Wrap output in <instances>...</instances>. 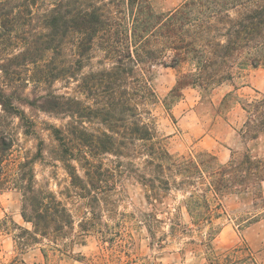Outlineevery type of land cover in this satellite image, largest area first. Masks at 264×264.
I'll return each instance as SVG.
<instances>
[{"label": "trees", "instance_id": "1", "mask_svg": "<svg viewBox=\"0 0 264 264\" xmlns=\"http://www.w3.org/2000/svg\"><path fill=\"white\" fill-rule=\"evenodd\" d=\"M158 65L188 66L165 104L178 101L188 87L209 92L232 81L238 70L264 65V0H183L166 13L153 0H0V190L6 181L22 193L21 215L32 225L18 235L22 246L48 241L57 250L75 225L67 203L37 180L35 163L45 156L46 143L26 108L69 118L42 129L70 176L68 196L84 199L96 222L102 207L116 217L114 196L125 179L142 185L153 208L172 190L181 191L191 225L177 222L170 232L206 229L207 246L220 232L215 222L225 214V199L237 196L256 207L264 202V157L249 147L264 135V94L249 100L230 92L222 101L234 97L246 112L240 132L246 151L226 163L208 151L173 154L154 115ZM59 80L77 81V96L54 91ZM9 116L38 143L7 181L5 162L18 145L4 123ZM144 219L156 240L162 220L154 212ZM96 222L86 219L82 227L92 230ZM116 232L101 231L106 241ZM210 256V264L251 259L240 257L238 249Z\"/></svg>", "mask_w": 264, "mask_h": 264}, {"label": "rangeland", "instance_id": "2", "mask_svg": "<svg viewBox=\"0 0 264 264\" xmlns=\"http://www.w3.org/2000/svg\"><path fill=\"white\" fill-rule=\"evenodd\" d=\"M182 1L153 0V4L158 12L166 13ZM186 71L187 65L178 69L162 65L154 68L153 85L160 100L154 107V115L160 134L167 137L171 153L189 155L201 151L195 144L204 131L213 133L220 142L225 141L231 148L228 161L234 153L246 151L247 145L240 134L247 118L246 112L241 102L234 97L224 105L222 101L230 92L238 96V99L261 97L264 94V65L238 70L232 81L209 92L198 87H188L178 101L165 104L178 76ZM13 82L17 85L20 83L16 80ZM25 88L26 93H31L34 85L31 83ZM52 88L57 93L77 96V81L68 83L59 80ZM26 111L35 117L40 127L39 133L46 143L45 156L35 163L37 180L67 203L75 216V225L70 238L57 250L49 247L48 241L22 246L18 235L23 229H32V225L21 215V191L5 181L0 190V264H210L211 253L223 256L235 249H238L240 257H251L246 264H264V202L256 207L251 200L245 201L237 196L225 199V214L215 222L220 232L207 246L203 243L206 229L181 235L170 232V226L177 222L191 225L184 207L185 196L181 191L172 190L161 204L153 208L147 201L142 185L134 179H125L119 186V193L114 196L116 217H109L107 208L102 207L101 220L96 222L92 209L84 199L68 196L70 176L63 164L53 157L56 144L49 131L42 129L50 124L62 126L69 118L29 108ZM4 123L15 132L18 139V145L5 162L4 171L9 181L15 173L16 163L36 153L38 139L23 133L17 117L9 116ZM249 147L253 154L264 157V135L258 141L250 142ZM151 212L162 220L156 240L151 237L144 219ZM254 215L260 216L247 223V219ZM86 219L96 222L97 226L89 228L92 230H84L82 225ZM101 231L117 232L111 242L104 240Z\"/></svg>", "mask_w": 264, "mask_h": 264}, {"label": "crops", "instance_id": "3", "mask_svg": "<svg viewBox=\"0 0 264 264\" xmlns=\"http://www.w3.org/2000/svg\"><path fill=\"white\" fill-rule=\"evenodd\" d=\"M195 146L201 151L215 153L221 163H226L228 161L229 152L231 151V148L225 144V141L220 142L213 136V133L207 131H204L198 138Z\"/></svg>", "mask_w": 264, "mask_h": 264}]
</instances>
